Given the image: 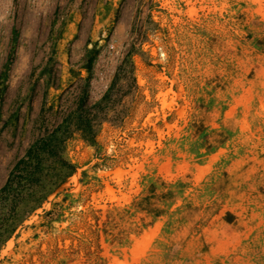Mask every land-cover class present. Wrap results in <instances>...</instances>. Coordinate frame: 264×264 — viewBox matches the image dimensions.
<instances>
[{
  "label": "rangeland",
  "instance_id": "374dc122",
  "mask_svg": "<svg viewBox=\"0 0 264 264\" xmlns=\"http://www.w3.org/2000/svg\"><path fill=\"white\" fill-rule=\"evenodd\" d=\"M0 264H264V0H0Z\"/></svg>",
  "mask_w": 264,
  "mask_h": 264
}]
</instances>
